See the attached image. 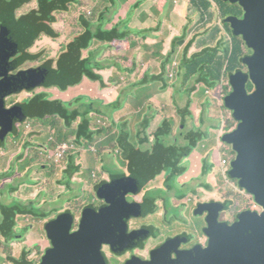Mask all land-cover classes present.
Listing matches in <instances>:
<instances>
[{
	"label": "trees",
	"instance_id": "trees-1",
	"mask_svg": "<svg viewBox=\"0 0 264 264\" xmlns=\"http://www.w3.org/2000/svg\"><path fill=\"white\" fill-rule=\"evenodd\" d=\"M84 1L0 0V36H21V42H25L28 37V47H31L36 41L41 40L45 36L53 40L60 39L63 41L64 48L57 63L48 60L38 70L41 74L50 76L48 82H51V84L49 86H60L62 90H66L68 87L78 86L82 83L81 78L83 75H85L84 78L89 79L87 86L81 90V93L89 95L87 98L64 102L59 98H52V95L45 92L36 93L31 97H16L13 99L21 102L17 105L25 108L30 121L27 126L31 128L33 125L30 131L38 134L42 133V137H37L35 140L41 141L46 147V149L30 147L32 140L31 137L24 135L26 131L23 133L14 131V136H10L3 145L0 144V148L10 149L11 152L23 150L19 161L23 160L24 157L34 158L32 162L35 159L42 162L47 161L50 153H60L61 146L70 143H73L78 150L87 151L88 155L91 154L90 148L93 145L96 146L97 143H99L96 146L99 156L105 152V145L118 149V138L113 131L118 122L115 119V112L111 111H116L117 107L119 110L124 109L129 106L127 102H135L139 105L141 111L144 106L146 107L150 103L148 100L146 102L141 101L140 96L134 90L135 84L139 87L150 82L148 73L152 71L151 65L147 67V63L145 65L141 63L143 59L140 62H136L139 55L136 49L139 47L142 50V46H144V52L149 51L148 40L154 37L156 31L161 29L168 13L172 11L170 5H179L180 0H158L157 4L154 3L155 6L149 8V12H143L138 18L136 14L142 8V5L155 0H143L136 4L126 3V0H105L104 2L102 0H90V4H86ZM212 1L217 4L216 7L220 8L223 16L234 13H238L241 16L244 13L242 9L239 11V7L236 5L224 3L222 0ZM210 5L212 3L208 0H188V7L197 6L198 10L202 9L208 21L213 16L210 12ZM87 9H90L91 15L88 14ZM80 10H82L81 15L78 13ZM58 15H61L60 22H65L68 25L61 30H55L53 27L58 21ZM184 15L185 19L190 22V16L186 12ZM134 18L136 24L132 25ZM142 21L153 23L155 26L154 28L146 29V31H149L147 35H142L141 30L137 26ZM73 25L78 26V30H74ZM229 25H225V27L230 39L226 38L225 42H220L221 46L216 47L213 44L202 41L193 42L191 46L187 44V49L182 47L183 40L187 41L195 32L190 34L191 24L184 26L181 33L183 35L174 39L170 51L166 53L169 56L166 59L161 57L165 55L163 54L165 38H161L159 40L161 43H157L154 46L155 50H152L153 45L150 50L154 54L153 59L156 61L155 64H152V68H156L160 63V59H162V73H168L171 70L169 66L172 65L171 62L174 60L173 56L180 54L181 68L173 71L174 73L179 71L180 75H184L185 84L191 81H194V84L203 83L205 91H210L218 97L226 98L232 93L230 76L236 73L246 74L245 71L241 70L245 69L242 64V57L247 50L243 37L233 35L232 28ZM5 28L7 31H5ZM216 31L217 28L213 30L211 41L220 37L218 31ZM144 36L147 37L143 38ZM30 38L32 39L30 40ZM181 41L183 42L180 43ZM115 55H122L123 62L119 57H114ZM147 55L144 56V60L145 57L146 59L151 58L149 53ZM22 59L19 61L20 65L26 64L28 60L34 61V56L26 54ZM140 66L144 68V79H147L148 82L147 80H139L142 74ZM95 70L112 71L114 78L111 81L113 83L117 82V85L121 84L120 90L125 95L123 100L121 99L122 96L117 94L115 101L107 103L106 99H102L98 95L99 82L102 86L105 83L103 77L98 75ZM158 70L160 71V69ZM163 77L161 73L155 75L157 80H163ZM62 82L67 83L63 84ZM176 85V80L168 81L163 83L162 88L165 89L168 86L176 87ZM102 86L100 87L102 88ZM130 86L132 88H129ZM251 89L249 87V90ZM194 90L197 92L196 88H191L190 92ZM199 95L202 96V94ZM209 101L210 97L207 98V102ZM101 108H107L109 112L105 115ZM189 114L186 110H183L180 121L165 119L152 135L154 144L151 142L145 147L143 143L148 140L150 142V137L146 135H144V138L142 137L146 127L151 125V120L148 118L149 114H147L146 122H141L143 129L139 136L141 138L139 140L140 145H124L121 149L123 157L119 163L122 166L123 174L125 173V167H130L132 158L135 161L132 171L136 170L137 164L139 166L144 160H148V166L155 179L164 172L170 173L171 170L167 181L172 189L177 184L181 174L186 171V163L184 165L185 169L180 168L183 166L184 158H187L193 148H198V140L203 139L204 131L201 126L204 125V120L202 119V125H199L197 131L189 132L186 129V118H189ZM234 123L236 122L233 118L228 119L215 127V129L230 133L235 129ZM180 125L186 129H183L181 134L187 136L185 141H188L189 144L185 146L176 142L172 144V148L170 147L171 136L177 135V129ZM223 144L225 143L222 142L221 150L222 154L224 153L223 160L226 161L224 169L217 167L216 163L210 162L203 167V175L211 171L216 173L218 179L230 180L229 173L231 168L229 167V160L235 159L237 154L232 150V146L225 144L224 147ZM79 156L80 152L74 153L72 151L68 160L61 163L65 179L64 186L71 185L72 179L80 173L81 168L77 167L76 163ZM128 156H130V159ZM203 161L206 163L205 158ZM32 162L28 163V167ZM174 171H179L180 173ZM54 174L55 172H52L48 175L53 176ZM92 184L95 186L98 183ZM189 191L187 189V193ZM239 196L243 197V201H246L243 206L248 209L249 203H247L244 194L241 193ZM232 201V205L237 207L236 213L240 214L242 209L246 210V208L242 207L243 203L238 205L237 199ZM86 205L87 203L83 206L85 207ZM3 216L6 221V211L3 212ZM3 228L8 231L5 227Z\"/></svg>",
	"mask_w": 264,
	"mask_h": 264
},
{
	"label": "flooded vegetation",
	"instance_id": "flooded-vegetation-1",
	"mask_svg": "<svg viewBox=\"0 0 264 264\" xmlns=\"http://www.w3.org/2000/svg\"><path fill=\"white\" fill-rule=\"evenodd\" d=\"M255 3V5L262 8V12L259 14L260 18H262L264 16V4L259 2ZM217 8L218 15L222 17L221 24L225 33L223 32L220 38L213 39L215 41V44H213L214 46H217L218 42H225L226 38L230 39L225 27V25H228V23H225L227 17H235L238 20H242L244 16V13L241 16H239L238 13L223 16L220 12V8L218 6ZM240 9L239 7L238 10L240 11ZM198 15L200 16V21L193 22V24L201 26L207 23V25L187 39L188 46L193 42H200L209 30L216 28L214 24V14L209 21L207 16H204V11L202 9L198 11ZM57 26L58 22L53 25L55 30H58ZM229 26L231 27V25ZM37 43L45 47H43L40 52H32V49ZM245 45L247 47V44ZM45 48L52 51L53 55H47V53L43 52ZM59 48L60 50L58 51L56 40L48 36L43 37L41 40L36 41L31 47L26 48L16 56L10 57V62H17V67L11 72V75H17L19 72L27 70L38 71L48 60L57 63L62 54V48ZM26 54L34 56V61L28 60L26 64L20 65L19 61L23 60L22 58L25 57ZM254 54L255 52L247 47L242 57V64L245 69L241 71H245L247 77L250 74V67L244 64V59L252 58ZM41 60L43 61L40 62ZM40 75L42 74L40 73ZM44 76L42 80L43 85L35 88V90H24L18 94L8 96L6 98V108L10 109L21 103L16 100L11 101L10 99L21 96L31 97L42 88H45L47 74ZM84 76L85 75H83V77ZM250 79L248 78L246 83L248 95L256 91ZM62 83L65 84L67 82ZM85 83L88 84L89 80L83 78L82 84L80 83L78 86ZM249 87L252 89L249 90ZM55 88L57 91L52 92H60L65 96H69L72 90V87H68L66 90H62L60 86H56ZM2 123H4L5 126L2 127L0 125V144L3 145L10 136H14V131L18 133L26 131L24 135L26 137H31L32 140V145L30 147L46 149L41 141L35 140L37 137L41 138L42 133L38 134L34 131L31 132L27 126L28 120L24 122V124L18 125L9 123L8 119H4ZM233 125H235L234 130H236L238 123L236 122ZM4 129H6L8 133L5 137H2L1 133ZM225 134L227 133H224L223 136ZM151 142L154 144L153 140H150V142L148 140L143 144L147 147ZM170 147H172L171 141ZM21 154H23V150L21 149L11 152L10 149L0 148V158H5L7 162V168L0 170V214L3 217V222L0 223V264H235V261H231L227 255L222 258L214 255L211 238L208 237V227L205 221L210 217V221L214 224L216 219L230 216L225 222L220 221L223 223L221 226L233 227L238 222V218L242 212H252L258 215L264 214V208L255 202L253 195L241 188L240 182L237 179H231L229 177L230 180L219 179V182H204V184L200 186L201 191L209 190L207 191L208 194H212L215 184L218 183L223 184L225 195L223 194L220 198L212 196L210 199L206 200L199 199L194 209L191 210L192 201L185 195L187 189L180 187V178L177 180L176 184L177 190L179 191L178 197L173 196V189L176 187L171 189L169 186L167 181L168 175H166L167 172L159 175V177L157 176L158 178L156 179L154 178L142 182L141 189L136 194L131 192L133 188L125 184L126 192L131 193H123L120 191L121 187L114 189L110 185L112 181L121 179V177L128 178L133 173H130V171L127 173V170H125L123 174V171L120 170L121 168H118L119 163L108 165L107 162L100 176L102 182L94 187L89 186L91 193L96 194L98 205L92 204L91 201H87V205L85 207L83 206L81 210L79 209V215H77L75 210L68 208L65 210L61 209L63 197H61L62 193L58 192V187L61 189L60 184L62 182L63 171L60 164L53 163V153H50L48 160L43 162L40 160L37 161L36 159L32 162L34 158L31 157H24L23 160L19 161ZM128 157L130 159V156ZM233 161L234 159L229 160L230 168ZM29 162H32V164L28 167ZM132 162V165H134L135 161L133 158ZM142 165H144V161ZM77 166L80 167L78 164ZM218 167L224 169L222 163ZM147 169L146 167L145 170ZM52 172H55V174L49 176L48 174ZM174 172L180 173L179 171ZM95 178L97 177L95 176ZM74 183L75 178L72 179L71 185L65 186V189L73 193V189L75 191L73 187L75 185ZM101 185L106 189H110V191L115 194H111V196L114 197V205H116L123 219L121 228H116V224L114 225V219L112 217L106 219V230L104 232L105 240L106 236L108 237V243L106 244L96 242L99 240L96 233H100L101 230H94L101 220L100 217H98L99 211L102 208H109L108 201L98 197L97 190ZM220 190H222V188ZM30 193L34 194L31 196L33 198L29 197ZM241 193L244 194L245 198L247 196L249 199V206L248 209L242 212L240 211L241 213L238 214V212L236 213L237 207L232 205V200L237 199ZM73 198L74 197L66 200L64 203L73 204V202L78 201H73ZM58 202L61 203L59 208L58 205H56ZM47 205L50 207L53 206L52 210L54 211L51 212V210L46 212L45 206ZM128 207L129 210L127 211ZM4 211H6V221L3 216ZM124 211L125 214H127L126 217L122 216ZM171 213H179L183 219H186L188 215L195 217L197 220L201 218L206 228L204 232L202 230L200 232L198 231V235L187 233L183 229L184 226L172 228L170 221L167 220ZM214 216L216 217L215 220L213 219ZM85 218L87 219L86 225L91 230L87 231V238L83 239V244L79 245L77 239H74L73 242H67L71 239L70 236L78 234L80 226L84 223ZM65 219L68 220L69 226L71 225V228L68 229V236L65 237L63 235V228H55L52 230V236L55 242L51 241L48 233V225L54 222L60 223ZM125 220H128V222ZM176 220L182 225L187 223V221H182L180 218ZM156 223H158L161 228H159ZM38 231L43 235L38 234ZM91 237L95 239H91ZM54 243L56 245H54ZM79 251H81L80 255L84 257V259H77ZM247 257V264H253L254 260L252 257L249 254H247Z\"/></svg>",
	"mask_w": 264,
	"mask_h": 264
},
{
	"label": "rangeland",
	"instance_id": "rangeland-1",
	"mask_svg": "<svg viewBox=\"0 0 264 264\" xmlns=\"http://www.w3.org/2000/svg\"><path fill=\"white\" fill-rule=\"evenodd\" d=\"M129 1L130 0H126V3H128ZM139 1H143V0H139ZM125 5L127 6V4ZM152 6H155L154 2L150 1L148 3V8ZM210 6H211L210 12L215 15L214 24H216L217 31L220 36L224 32L222 31L223 29H221V26L219 24V21L220 22L222 21V17L218 15V8L215 5L212 4ZM170 8L172 9V11L168 13L161 29L154 33V37L150 38L153 41L152 42L153 51L155 50L154 46L157 43H161V41L159 40H161V38H165L164 39V49H163L164 50L163 54L165 55L161 56L163 59H166L169 57L166 55V53L170 51L174 39L181 37L183 35L181 34L183 27L186 25L189 26V24H191L190 34H193L196 31V27L193 25V22L200 21L198 10H195L194 6L188 7V0H180L179 5L171 4ZM185 12L190 16V19H191L190 22L189 20L185 19V15H184ZM78 13L81 15L82 10H80ZM60 16L61 15H58V21H57L58 22L57 28L59 30L63 29L65 26H68L65 22H60ZM135 24H136V21L134 18V22L132 25H135ZM147 26H151V24H148ZM73 27H74V30H78V26L73 25ZM141 32H142V35H147L149 31H146V29H144V30H141ZM212 33L213 31L209 30L206 33V35L203 36L200 42L204 41L205 43H208V44H215V41H211ZM146 37L147 36H144L143 38H146ZM183 41L184 43L182 47L183 49H187L188 48L186 47L187 41L186 40H183ZM183 41H181L180 43H182ZM62 42H63L62 40H59V39L56 40V47L58 51L60 50L59 47L61 46L60 43ZM189 46H191V44ZM219 46H221L220 42H218L216 47H219ZM43 47L45 46H42L41 44L37 43V45L32 49V52H40ZM43 52L47 53V55H51V56L53 55L52 51L46 48L43 49ZM114 57H119L120 60L123 62L122 55H115ZM179 57H180V54H178L177 56H173L174 60L171 62L172 65L169 66L171 70L168 73H165V72L162 73V70H161L162 59H160V63L157 66L158 68L157 67L152 68V64L156 63L155 59H151L150 57L146 59L145 57V60H144V58L138 55L136 62H140V58H141L143 59L141 62L143 63V65H145L146 63L147 64L152 63L151 64L152 71L148 73V79L150 81L148 82L147 79H144L145 76L143 75V73L145 72V70L142 66H140V72L142 74L140 75L139 80H147L148 84L140 85L139 87L136 86L135 84L134 90H135V93L140 96L141 101L146 102L148 100L150 103L146 105V107L144 106L143 110L141 111L139 109V105L136 104L135 102L133 103L127 102V105L129 106H126L122 110H119V108L117 107L116 111H111V112H115V119L118 122V125H116V127L113 130L114 135L118 138V142H119V144H117L118 149H116L115 147H110V146L105 145V152L103 153V155L99 156L97 149H95L96 151L92 152L89 155L85 154V155L79 156L76 162L82 168L80 169V174L75 177L76 179L74 183L75 191L73 192V194L71 195V192L69 191L65 193V191L63 190L64 188L60 189L58 187V192L59 193L63 192V195H64L63 204L61 206V209L63 210L67 208L72 209V210H75V213L77 215H79V209L81 210V206L85 205L87 201H91L92 204L98 205L96 194H92L91 189L90 187L88 188V186L91 185L94 181H97L100 179V176L103 173L102 169L105 167L107 162L109 164L120 162V159L123 157L121 149L123 148L124 145H132V146L140 145L139 140H141V138H139V136H140V133H142L141 131L143 129L141 122H146V115L149 114L148 118L151 120L150 124L161 126L162 122L165 119H171L173 121L175 120L180 121L181 119L180 116L182 115L183 110H186L187 113H190L189 118H186L187 119L186 129L192 133L197 131L199 125H202V119H203L204 125L201 126V129L204 131L203 132L204 134H203V139L198 140L199 148L196 149L189 158L188 157L184 158V163H182L183 166L180 168L185 169L184 165L186 163L188 171H185L183 174H181L180 181H179L180 187L190 190L188 192L189 194L188 198L192 201L191 210L194 209L196 202L199 199L206 200V199H210V197L212 196H217L218 198L222 197V195L224 194L223 184L216 183L212 194H208L207 191L209 190L201 191V188L195 189V187H199L202 184H204V182H208V181L209 182H217V181L219 182V179L217 178L216 173H213L210 171V173L208 172L206 175H203V172H202L203 170L202 165L204 166L203 159L205 158L207 165L210 162H212V158L215 160L217 167L220 165V160L223 157L224 153L222 154V150H221V156L214 155L215 153H213L214 149L215 150L217 149L215 147H217L218 144L222 143L221 139L217 135V130L215 129V127L219 126L223 121H225L224 119H231V113L230 111L227 110L225 106H223L224 98L218 97L214 95L213 93H211L210 91H205L204 89L202 90L201 88L203 86L199 87V91L197 94L195 90L193 92H190L191 88L194 89V87H192L194 84V81H191L188 84H185L184 75L182 74L180 75L179 71L177 73H174L173 71L174 69L181 68V58ZM145 61H148V62H145ZM158 69H160V71ZM110 72L112 71L107 70V71H104L105 74L102 73V75L105 77L106 80L108 78L109 79L106 81V85L103 84L102 88L99 86V89H98V95L102 99H106L107 103L111 101H115L117 94L122 96L121 97L122 100L124 99V96H125L120 90L121 84L117 85V82L113 83V81H111V79L114 77H113V73H110ZM157 73L158 74L161 73V75L164 76L163 80H157L155 78V75ZM181 73H182V70H181ZM128 76L130 77V75ZM175 78H178V79H175ZM174 80H176L177 82L176 87L168 86L165 89L162 88V85L164 82H168V81L171 82ZM129 88H132V87L130 86ZM73 90L76 91L77 88H73ZM51 91H57V90L56 89L48 90L47 88H42L41 90L38 91V94L46 92L49 95H52V98L55 97L56 95H60V92L55 93ZM199 94H202L203 96H200ZM73 95L75 94L69 95V97L64 96V99L62 100H64L65 102L73 101L76 97V95L75 96ZM77 96L79 99L89 97L87 93H79ZM211 96L214 97L213 98L214 104L210 106V103L205 101L204 105L206 107V110H205V113H202L201 112L202 109H201V106L198 100L209 98ZM10 100L13 101V99H10ZM149 106H150V109L148 110ZM101 110L105 112V115L109 112V109L107 108H101ZM99 116H102V115H99ZM31 128H33V125ZM183 129L186 130L185 128H183V126L181 125L178 126L177 135L171 136L172 137L171 144L173 143L175 144L177 142V144L180 143L181 145L188 146V144L183 143L184 140H183V137H181V135L183 136V134H181ZM152 131L154 132L155 130H152ZM173 137L175 138L174 140H173ZM185 138L186 136H184V139ZM153 139L154 137L152 136V140ZM222 140H223V137H222ZM166 141L169 142L168 140ZM98 145L99 144H97L96 146ZM223 146L225 147V144H223ZM221 148H222V145L220 146V149ZM189 159H191V162H189ZM5 168H7L6 159L0 158V170L5 169ZM118 168L119 169L122 168L120 163H119ZM125 170L128 171L129 167H125ZM170 174H171V170H170V173H167L166 175L170 177ZM95 176L97 178H95ZM151 188H154V187H151ZM221 188L222 190H220ZM192 189H194L195 192L198 191L199 194L193 193L191 195ZM175 193L178 194L179 191L175 190ZM29 195H30L29 197H31L34 194L30 193ZM72 197L74 198L77 197L78 201L73 202V204L68 203L66 205L64 202ZM242 198L243 197L239 196L237 198V203L238 205L239 203L240 204L243 203L242 207L246 208L245 206H243L244 203H246V201H243ZM246 200H247V203H249L248 201L249 199L247 198V196H246ZM56 205H58V208H59L61 203L58 202ZM45 207H46L45 208L46 212L51 211L53 208V206L50 207L49 205ZM53 211L54 210H52L51 212ZM229 217L230 216H224L221 219H217L214 224L220 226L223 224L221 222L222 221L225 222ZM177 218H180L182 221H187V223H185V225L184 224L182 225L178 223V220H176ZM167 220L170 221V225H172V228H176V227L179 228V227L184 226L183 229L187 233H190V234L193 233L196 235H198V231L200 232L202 230L204 232L206 228L205 223L208 226V224L212 222L210 221L211 219L207 218V221L203 223L204 221L201 218L197 220L195 217L190 216V215L186 216V219H183V217L179 213H171L170 216H168ZM2 222H3V217L0 214V223ZM156 225H158V227L161 228L158 223H156ZM37 233L43 235L39 231Z\"/></svg>",
	"mask_w": 264,
	"mask_h": 264
},
{
	"label": "water",
	"instance_id": "water-1",
	"mask_svg": "<svg viewBox=\"0 0 264 264\" xmlns=\"http://www.w3.org/2000/svg\"><path fill=\"white\" fill-rule=\"evenodd\" d=\"M223 2L238 5L244 11L242 20L227 17L225 23L231 25L235 36L243 37L247 47L255 54L252 58L244 59V64L250 67L248 77L243 73L230 76L232 93L225 98V107L233 113L238 127L225 134L222 141L232 146L237 153L231 164L230 178L239 180L241 188L253 195L255 202L264 208V16L260 18L259 14L262 12V8L255 5V2L264 4V0H223ZM5 31H7L6 28ZM20 38L21 36H0V125L2 127L5 126L2 123L4 119H8L9 123L16 125L25 122L28 118V114L22 106L15 105L7 109L6 98L24 90L30 91L38 88L43 85L42 80L45 77V74L40 75L41 72L35 70L21 71L17 75H11V72L17 67V62H10V57L16 56L29 46L28 37L25 42H21ZM248 78H251L250 80L256 88V91L251 95H248L246 89ZM45 84L49 86L51 82L47 83L46 80ZM7 133L8 131L4 129L1 136L5 137ZM147 161L144 160L142 166L137 164L135 171H132L134 167L132 162L128 171L133 174L128 178L121 177V179L112 181L110 186L114 189L121 187L120 191L125 193L127 191L125 184H128V187L133 188L131 191L133 194L138 193L142 182L154 179ZM146 167L147 170H145ZM97 191L98 197L109 203V208H102L99 211L98 217L101 220L94 229L101 230L100 233H96L99 237L96 242L106 244L108 243V237L106 236V240L104 237L106 219L112 217L116 228L122 227L123 219L114 205V197L111 196L113 193L110 189L101 185ZM122 216H127L125 211ZM213 219L215 220L216 217L214 216ZM86 220L85 218L84 223L81 224L78 234L70 236L71 239L67 242L77 239L79 245L83 244V239L87 238V231L91 230L86 225ZM128 220L125 221L128 222ZM67 221L65 219L60 223L54 222L48 225L51 241L55 242L52 236V230L55 228H63V235L68 236V229L71 228V225L69 226ZM207 227L208 237L211 238V245L216 257L222 258L227 255L231 261H235V264H247V254H249L254 260L253 264H264V214L242 213L233 227L218 226L212 222ZM91 239L95 238L91 237ZM54 245L56 244L54 243ZM80 253L81 251H79L77 259H84Z\"/></svg>",
	"mask_w": 264,
	"mask_h": 264
},
{
	"label": "clouds",
	"instance_id": "clouds-1",
	"mask_svg": "<svg viewBox=\"0 0 264 264\" xmlns=\"http://www.w3.org/2000/svg\"><path fill=\"white\" fill-rule=\"evenodd\" d=\"M105 0H102V2H104ZM209 2H211L213 5H217L215 2H213L212 0H208ZM138 2H140L139 0H130L129 1V4H136V3H138ZM150 2V1H149ZM149 2H146L145 4H148ZM154 3L155 4H157L158 3V0H155L154 1ZM145 4H143L142 5V7L145 5ZM194 9L195 10H198V8H197V6L196 7H194ZM199 11V10H198ZM89 15H91V13H88ZM219 24H220V26H221V29H222V24H221V22L219 21ZM194 25V24H193ZM207 25V23H204V24H202L201 26H196V25H194L195 27H196V31H195V33L196 32H198V31H200V30H202L205 26ZM215 27H216V24H215ZM217 28V27H216ZM214 30V29H213ZM212 30V31H213ZM60 40V39H59ZM60 47L63 49L64 47H63V44L62 43H60ZM95 72L98 74V75H100L101 76V72H102V70H95ZM102 77V76H101ZM49 76L47 75V83H48V80H49ZM83 78L84 77H82L81 78V81L83 80ZM87 79V78H86ZM87 80H89V79H87ZM80 81V82H81ZM82 84V83H81ZM99 85L100 86H102L101 84H100V82H99ZM85 86H87V83H85V84H83V85H80V86H74V87H72V90L70 91V93H69V95H72V94H75L76 95V97H75V99L73 100V101H75V100H77V99H79L78 98V94L79 93H81V90L85 87ZM200 86H203V83H199V84H193V86L192 87H194V88H196L197 89V92L199 91V87ZM56 86H46V84H45V88H47L48 90H51V89H56L55 88ZM73 88H77V92L76 91H74L73 90ZM202 90L204 89V87H202L201 88ZM35 90V89H34ZM57 90V89H56ZM31 91V90H30ZM52 92V91H51ZM196 92V93H197ZM56 93V92H55ZM75 95H73V96H75ZM203 96V95H202ZM69 97V96H68ZM213 96H211L210 97V101H209V103H210V106L212 105V104H214V100H213ZM61 100V99H60ZM62 101H64V100H62ZM202 101H203V103L205 102V101H207V98H205V99H202ZM65 102V101H64ZM71 102V101H70ZM200 106H201V109H202V113H205V105H203V104H200ZM223 106H225V98H224V105ZM222 106V107H223ZM228 110V109H227ZM228 111H230V110H228ZM230 113H231V119L233 118V113L230 111ZM95 116V115H94ZM234 119V118H233ZM27 120H28V123L30 122L29 121V117L27 118ZM26 120V121H27ZM225 121L226 120H228V119H224ZM25 121V122H26ZM224 122V121H223ZM28 123H27V125H28ZM18 124H24V122H22V123H18ZM18 124H16V125H18ZM203 124H204V122H203ZM28 129L30 130L31 128L30 127H28ZM217 130V135H218V137L221 139V141H222V137H223V134H224V132L221 130V129H216ZM181 137H184V136H182L181 135ZM175 138L173 137V140H174ZM180 140H181V138H180ZM184 140V141H183ZM183 143L184 144H189V142L188 141H185V140H187V136H186V138L184 139L183 138ZM223 142V141H222ZM97 144H99V143H97ZM222 145V143H220V144H218L217 145V147H215V148H217L216 150L214 149V151H213V153H215L214 155H220L221 156V149H220V146ZM198 148H199V146H198ZM198 148H196V149H198ZM95 149H97L96 148V146L95 145H93V147L92 148H90V151H91V153L92 152H94V151H96ZM195 148H193V150L191 151V153L187 156L188 158L192 155V153L196 150ZM64 151V155L62 156V158H58V155L60 154V153H62ZM74 152V153H77V152H80V156L81 155H85V154H88L87 153V151H85V150H78L76 147H75V145L73 144V143H70V144H64L63 146H61V152L60 153H53V158H52V160H53V163H58V164H60L61 165V163L62 162H64V161H67L68 160V158H69V156H70V154H71V152ZM218 151V152H217ZM77 161V160H76ZM222 161H223V157L221 158V160H220V164L222 163ZM189 162H191V159H189ZM204 162V161H203ZM212 162H214V163H216L215 162V160L212 158ZM77 163V162H76ZM78 164V163H77ZM79 165V164H78ZM108 165H109V163H108ZM205 165H207L205 162H204V166ZM203 165H202V167H204ZM78 167V166H77ZM81 167V166H80ZM61 168H62V166H61ZM121 170V169H120ZM62 171H63V168H62ZM186 171H188V168H186ZM203 171V170H202ZM76 180V179H75ZM65 182V179H64V177H63V174H62V182H61V188H64L63 190L65 191V193L66 192H68L69 190H67V189H65V186L63 185V183ZM102 182V180H101V178L99 179V180H97V181H94L93 183H101ZM89 186H92V187H94L93 186V184H91V185H89ZM88 186V187H89ZM74 188H75V185L73 186ZM174 187H176V188H174ZM174 188V189H173ZM200 189V186L199 187H195V189ZM172 189H173V196L174 197H178V195H179V193L178 194H176L175 193V190H177V186L176 185H174L173 187H172ZM194 189H192V193L191 194H193V193H196V194H199V192L198 191H193ZM70 192V191H69ZM73 192H74V189H73ZM72 193V192H71ZM73 194V193H72ZM185 194L187 195V198H188V196H189V194L187 193V190H186V192H185ZM64 195H63V192H62V197H63ZM69 196H71V195H69ZM75 200H77V197H75V198H73V201H75ZM66 205L68 204V203H65Z\"/></svg>",
	"mask_w": 264,
	"mask_h": 264
},
{
	"label": "crops",
	"instance_id": "crops-1",
	"mask_svg": "<svg viewBox=\"0 0 264 264\" xmlns=\"http://www.w3.org/2000/svg\"><path fill=\"white\" fill-rule=\"evenodd\" d=\"M84 3H86V4H90V0H85L84 1ZM149 8H148V4H145L141 9H139L138 10V12H137V14H136V17L138 18V16L139 15H141L143 12H149ZM87 11H88V13H91L90 12V9H87ZM148 24H151V26H147ZM138 28L139 29H141V30H144V29H148V28H154L155 26H154V24L153 23H150V22H144V21H142V22H140V23H138ZM59 30V29H58ZM152 39H150V41L148 40V47H149V51L147 50V52H144V46H142V50H140V48L138 47L137 49H136V51L139 53V56L140 57H142V58H144V56H146L148 53L151 55V59H153V56H154V54H152L151 52H150V50H151V48H152ZM140 60H141V58H140ZM152 63H148V66L149 65H151ZM104 71H107V70H102V72H101V76L103 77V79H104V83H105V85H106V81L109 79H105V77L102 75V73L103 74H105L104 73ZM110 73H112V72H110ZM64 96L65 95H62L61 93H60V95H56L54 98H59V99H64ZM199 101V104H203L204 105V103H203V101L200 99V100H198ZM206 109V108H205ZM158 125H155V124H151L150 126H148V127H146V130H144V133H143V138H144V135H146V136H148V137H150V140L152 141V135H153V131L152 130H157L158 129ZM142 138V139H143Z\"/></svg>",
	"mask_w": 264,
	"mask_h": 264
},
{
	"label": "built area",
	"instance_id": "built-area-1",
	"mask_svg": "<svg viewBox=\"0 0 264 264\" xmlns=\"http://www.w3.org/2000/svg\"><path fill=\"white\" fill-rule=\"evenodd\" d=\"M63 155H64V151L58 155V158H62ZM222 164L225 165L226 164V161L223 160L222 161Z\"/></svg>",
	"mask_w": 264,
	"mask_h": 264
}]
</instances>
